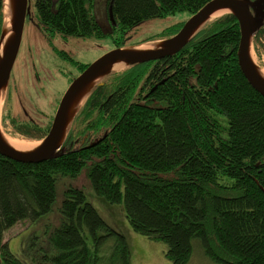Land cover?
<instances>
[{"label":"trees","instance_id":"trees-1","mask_svg":"<svg viewBox=\"0 0 264 264\" xmlns=\"http://www.w3.org/2000/svg\"><path fill=\"white\" fill-rule=\"evenodd\" d=\"M208 1L34 3L47 37L110 35L117 48L142 22L181 11L192 15ZM3 5L0 0V34ZM104 15L110 17L105 31ZM183 23L140 41L169 37ZM240 35L237 18L225 14L204 25L180 52L111 74L87 98L64 152L54 159L22 163L0 153V264H98L104 238L114 235L118 262L129 264L123 233L106 222L84 187L72 183L58 207V225L35 232L21 255L5 240L17 222H35L50 212L58 183L84 169L98 196L112 204L123 201L135 232L165 243L171 264H187L196 240L221 264H264V96L240 70ZM259 40L264 48V27L255 44ZM77 65L83 71L88 64ZM52 119L26 124L27 133L43 137ZM87 133L91 140L101 138L75 147Z\"/></svg>","mask_w":264,"mask_h":264},{"label":"rangeland","instance_id":"rangeland-1","mask_svg":"<svg viewBox=\"0 0 264 264\" xmlns=\"http://www.w3.org/2000/svg\"><path fill=\"white\" fill-rule=\"evenodd\" d=\"M34 2L35 0H30L31 16L28 17L25 23L24 38L20 46L18 60L13 67L11 78L14 72L17 73L19 70L18 67L20 60H22V55L26 51H29L31 57L35 58V67L39 66V76L35 78L36 82L31 81L21 85L19 95L23 96L24 101L30 98L28 99L29 104L24 105L30 112L29 117L33 115L38 123L44 125L51 117H54L60 99L67 90L66 88L74 80V77L82 72L77 64L85 65L94 62L99 57L105 55L106 52L115 49L116 44L110 35H105V37L94 35L82 38L75 35L63 36L62 34H56L55 36H51V38L47 37L44 35L45 32L41 30L40 25L37 24ZM190 16L189 13L181 11V13L172 14L167 17L148 19L127 32L130 38L126 45L137 44L139 43L138 41L146 40L155 35L160 36L165 29L181 21L185 22ZM220 17H215L207 24H211ZM252 48L254 59L259 63H264V48H262L261 40L257 44L253 42ZM69 56L76 63H73ZM40 64L43 65L40 66ZM125 69L126 66L121 65L118 68L116 67L114 71L118 72ZM14 102L13 99H10V105L8 107L5 106L0 113V125L3 131L9 135L25 137L16 133L12 124H9L7 118H5L6 109L11 113H16L18 119L21 116H25L24 107L20 109L16 98ZM71 183L84 187L87 198L95 205L106 222L113 229L115 228L123 233L130 251L129 264H171V261L165 257L166 247L162 240L145 237L131 228L129 219L126 217L123 201L112 204L102 195L98 196L95 193L87 169L81 171L77 178L66 177L58 183L57 200L52 205L50 212L35 222L26 219L17 222L14 227L6 230L5 240L10 245L13 254L21 255L24 242L29 237L34 236L35 232L43 234L51 225L59 224L61 214L58 207L62 201L64 191ZM116 239L117 236L115 235L104 238L103 241L106 242L100 246L99 252L101 254L99 255L102 258L97 262L98 264H120L116 258V251H113ZM89 240L91 241L90 244H92V240ZM194 248L191 260L187 264H221L207 255L205 248L201 247L198 240L194 241Z\"/></svg>","mask_w":264,"mask_h":264},{"label":"water","instance_id":"water-1","mask_svg":"<svg viewBox=\"0 0 264 264\" xmlns=\"http://www.w3.org/2000/svg\"><path fill=\"white\" fill-rule=\"evenodd\" d=\"M3 4V27L0 34V100L3 96L4 104L0 113L7 103L13 67L18 60L20 46L24 38L25 23L31 13L30 0H3ZM5 7L9 17L8 23L5 21ZM225 9L228 10L225 14H232L237 18L240 27L241 39L237 47L240 70L249 84L264 96V75L261 73V66L251 57L255 35L259 29L264 27V0H210L202 8L192 13L177 33L160 39H149L137 44L118 46L88 64L85 70L74 77V80L66 88L46 135L41 138L25 136L39 140L37 146L32 150L21 151L11 146L0 125V153L22 163L41 162L60 156L65 150L64 142L74 120L87 98L98 84H102L111 74L118 73L114 71L116 66L124 65L127 70L130 66L158 60L180 52L192 41L193 36L211 21L214 12ZM149 42H153L154 47L143 48V45Z\"/></svg>","mask_w":264,"mask_h":264},{"label":"flooded vegetation","instance_id":"flooded-vegetation-1","mask_svg":"<svg viewBox=\"0 0 264 264\" xmlns=\"http://www.w3.org/2000/svg\"><path fill=\"white\" fill-rule=\"evenodd\" d=\"M108 20H110V17H108V16L105 17V15H104V19L102 20L101 25H100V26H102V29L104 31H105V29L108 26V22H110ZM54 55H55V53H54ZM22 56H21L22 57V60H20L19 67H18L19 70H18L17 73L14 72V75L11 78V82H10L9 89H8V91H9L8 92V98L10 97L11 99H13V102H14V99L16 98V101H18V104H19L20 109L22 107H24L25 104H29L28 103V99H30V98H27L24 101L23 96L19 95V88H20V86L23 85V84H27V83H29L31 81L32 82H36L35 81V78L37 76H39L38 75V69H39L38 67L39 66L38 67H35V58L31 57V55L29 54V51H26ZM57 56H59V55H57ZM41 65H43V64H40V66ZM155 88H157V85L153 86L152 90H154ZM152 90L150 92H152ZM14 94H16L15 97H14ZM148 94L149 93H146L143 96L147 97ZM20 98H22V100H20ZM147 99L148 100L149 99H152V97H148ZM23 110H24V113H25V116L24 117L21 116L17 121H14L13 120V117H17V114L16 113H14V114L12 113L13 115L10 116L9 118H7V120L9 122V124H12V126H13V128H14V130H15L16 133H18L20 135L27 136V137H31L32 135H29L27 133L28 131H27V125L26 124L38 125V123H36V120L34 119L33 115L31 117H29V113L30 112L28 111L27 108L24 107ZM38 137H41V135L38 136ZM100 138L101 137L99 136L98 138L95 137V138H93L91 140V139H89L88 133H87L85 135V137L81 141H79L77 139L74 142V143H76V146L75 147L82 146V145H85V144L88 145V143H87V140L88 139H89L88 142H90V143L92 142L91 144H96L97 141H99ZM74 143L73 142H69L68 144L73 145Z\"/></svg>","mask_w":264,"mask_h":264},{"label":"bare ground","instance_id":"bare-ground-1","mask_svg":"<svg viewBox=\"0 0 264 264\" xmlns=\"http://www.w3.org/2000/svg\"><path fill=\"white\" fill-rule=\"evenodd\" d=\"M226 12H228L227 9L225 10H220V11H217V12H214V14H212V18L211 20H213L215 17H219V16H222L224 15ZM4 15H5V21L6 23L9 22V17H8V12H7V9L6 7L4 8ZM150 47H154V43L153 42H149V43H146L143 45V48H150ZM251 57H253V48H251ZM254 59V57H253ZM255 62L260 65V70H261V73L264 75V63L262 62H258L256 59H254ZM118 66H121V65H118ZM118 66H116L118 68ZM4 101V98L2 96V100H0V109L2 107V105L4 104L3 103ZM8 143L11 145V146H14L15 148L23 151V150H32L35 146H37V144L39 143V140H35V139H30V138H27V137H19V136H14V135H9L7 133H5L3 131Z\"/></svg>","mask_w":264,"mask_h":264}]
</instances>
